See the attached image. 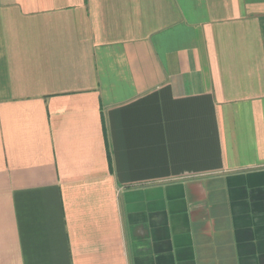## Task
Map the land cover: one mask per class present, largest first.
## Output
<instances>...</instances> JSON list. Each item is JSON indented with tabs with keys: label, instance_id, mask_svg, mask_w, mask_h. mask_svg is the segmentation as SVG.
Wrapping results in <instances>:
<instances>
[{
	"label": "crops",
	"instance_id": "obj_1",
	"mask_svg": "<svg viewBox=\"0 0 264 264\" xmlns=\"http://www.w3.org/2000/svg\"><path fill=\"white\" fill-rule=\"evenodd\" d=\"M0 264H264V0H0Z\"/></svg>",
	"mask_w": 264,
	"mask_h": 264
}]
</instances>
